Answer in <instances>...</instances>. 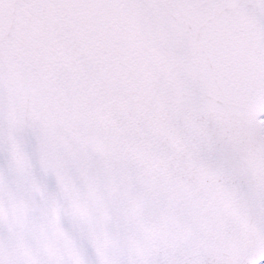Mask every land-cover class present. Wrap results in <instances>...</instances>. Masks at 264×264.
<instances>
[{"label": "snow or ice", "instance_id": "snow-or-ice-1", "mask_svg": "<svg viewBox=\"0 0 264 264\" xmlns=\"http://www.w3.org/2000/svg\"><path fill=\"white\" fill-rule=\"evenodd\" d=\"M0 264H264V0H0Z\"/></svg>", "mask_w": 264, "mask_h": 264}]
</instances>
